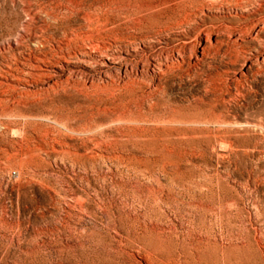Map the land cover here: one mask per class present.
Returning a JSON list of instances; mask_svg holds the SVG:
<instances>
[{"label": "rangeland", "instance_id": "374dc122", "mask_svg": "<svg viewBox=\"0 0 264 264\" xmlns=\"http://www.w3.org/2000/svg\"><path fill=\"white\" fill-rule=\"evenodd\" d=\"M0 264H264V0H0Z\"/></svg>", "mask_w": 264, "mask_h": 264}, {"label": "bare ground", "instance_id": "6f19581e", "mask_svg": "<svg viewBox=\"0 0 264 264\" xmlns=\"http://www.w3.org/2000/svg\"><path fill=\"white\" fill-rule=\"evenodd\" d=\"M207 5V4H206Z\"/></svg>", "mask_w": 264, "mask_h": 264}]
</instances>
